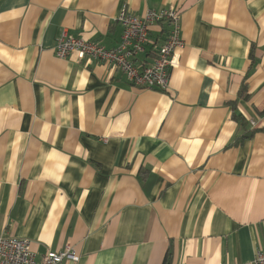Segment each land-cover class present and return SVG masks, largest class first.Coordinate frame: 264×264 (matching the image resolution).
Listing matches in <instances>:
<instances>
[{
  "label": "crops",
  "instance_id": "0c3cea01",
  "mask_svg": "<svg viewBox=\"0 0 264 264\" xmlns=\"http://www.w3.org/2000/svg\"><path fill=\"white\" fill-rule=\"evenodd\" d=\"M123 7L179 11L166 92L54 54L64 31L115 47ZM234 101L264 128V0H0V236L37 260L70 245L61 264H162L169 247L170 264H253L264 132L234 141Z\"/></svg>",
  "mask_w": 264,
  "mask_h": 264
},
{
  "label": "built area",
  "instance_id": "2783aa9c",
  "mask_svg": "<svg viewBox=\"0 0 264 264\" xmlns=\"http://www.w3.org/2000/svg\"><path fill=\"white\" fill-rule=\"evenodd\" d=\"M115 20L121 27L120 40L115 47L107 48L95 41L69 36L64 31L53 48L54 54L61 59L76 54L79 59L101 61L122 72L134 87L166 92L175 65V51L183 45L179 11L147 9L139 16L123 7ZM155 24L167 27L160 44L149 37L150 28ZM140 55L143 58H139ZM148 55L152 56L150 61L145 59ZM77 259L75 250L66 245L61 251H46L37 260L28 239L0 236V264H61L64 260ZM253 264H264V246L256 250Z\"/></svg>",
  "mask_w": 264,
  "mask_h": 264
},
{
  "label": "trees",
  "instance_id": "16d2710c",
  "mask_svg": "<svg viewBox=\"0 0 264 264\" xmlns=\"http://www.w3.org/2000/svg\"><path fill=\"white\" fill-rule=\"evenodd\" d=\"M246 90H247V86L243 82L240 86L238 97L247 100L249 98V94L246 93ZM230 104H231V117L239 125V131H240L239 134H237V136L234 139L235 142L237 141L241 142L247 138H250L257 131L264 132V128H253L249 125V123L246 121L244 116L239 111H237L235 101L231 102ZM259 114H264V113L260 112ZM170 262H171V250L169 247L164 255L162 264H170Z\"/></svg>",
  "mask_w": 264,
  "mask_h": 264
}]
</instances>
